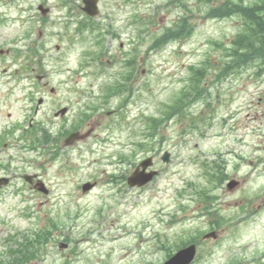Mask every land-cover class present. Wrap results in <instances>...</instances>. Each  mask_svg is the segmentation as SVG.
Here are the masks:
<instances>
[{
    "label": "rangeland",
    "instance_id": "rangeland-1",
    "mask_svg": "<svg viewBox=\"0 0 264 264\" xmlns=\"http://www.w3.org/2000/svg\"><path fill=\"white\" fill-rule=\"evenodd\" d=\"M75 1L0 0V49L9 50L0 54V70L8 68L0 74V133L11 131L7 145L0 142L2 173L11 176L0 190V260L13 257L10 248L19 256L24 236L50 229L38 256L23 264H159L171 245L214 229L216 239L202 240L191 264H264V72L257 73L256 57L221 73L230 60L224 49L241 19L206 18L201 0H180L185 9L169 0H99L91 19L99 27L79 32V19L86 17L67 14ZM39 2L51 8L41 24L30 20L39 15ZM182 14L192 25L190 36L146 52ZM127 58L135 60L132 93L109 96L104 111L117 109L123 98L125 107L105 122L98 120L102 110L95 112L83 123L84 129L97 124L94 134L65 146L64 129L79 122L103 85L121 77ZM194 63L209 70L201 85L206 94L189 97L185 108L153 128L152 118L185 90ZM37 73L48 82L45 89ZM12 78L16 86L9 93L12 83L3 82ZM38 96L43 102L30 129L27 118ZM64 105L70 108L65 118L52 117ZM42 133L51 141L34 145ZM140 140L145 151H138ZM164 150L167 163L160 160ZM150 154L158 175L129 187L124 177ZM217 166L228 175L222 184L213 180ZM27 173H37L49 192L34 190L21 177ZM231 178L239 182L233 190L225 186ZM85 181L96 183L83 192ZM60 240L66 249H58Z\"/></svg>",
    "mask_w": 264,
    "mask_h": 264
},
{
    "label": "trees",
    "instance_id": "trees-1",
    "mask_svg": "<svg viewBox=\"0 0 264 264\" xmlns=\"http://www.w3.org/2000/svg\"><path fill=\"white\" fill-rule=\"evenodd\" d=\"M209 2V0H206ZM207 15L223 17L229 15H238L243 18L245 22V27L243 30L238 31L235 39L227 48L228 55L230 56V61L226 62L224 65L223 74H226L229 69L237 66L238 63L251 62L253 63V59L259 56H264V0H254L252 3L243 4L241 1L235 2L233 0H223L217 5H209L207 8ZM183 28L186 30L188 26L186 25L185 19H183ZM169 32V31H168ZM168 38V34L164 35ZM159 37L155 42H161L164 38ZM152 46V45H151ZM260 68V70H263ZM204 75V69L202 67L193 68L192 76H191V91L194 92L195 95L200 93L205 94L207 89L202 88V80ZM189 92L183 91L179 93L176 97V100L169 107L173 109L177 107L180 103L187 99ZM167 113H164L166 116ZM156 119H153V123L156 124ZM223 173L215 177L217 182H220L223 179ZM29 241V239H27ZM19 252V250H10L9 253L13 254V258L9 260H0V264H14L19 262L18 257H14V254ZM23 259L29 257V255H24V252L19 253Z\"/></svg>",
    "mask_w": 264,
    "mask_h": 264
},
{
    "label": "water",
    "instance_id": "water-1",
    "mask_svg": "<svg viewBox=\"0 0 264 264\" xmlns=\"http://www.w3.org/2000/svg\"><path fill=\"white\" fill-rule=\"evenodd\" d=\"M87 10H88V13H90V14L95 13L94 2L92 4H88ZM71 135H72V137L78 136L76 134H71ZM71 140L72 139H70L69 141H71ZM145 166H146V163H144L143 167H145ZM152 174L153 173L144 174L143 172L135 171L131 176L128 177V183L130 185H134V184L141 185V184L145 183L147 180H149L150 177L152 176ZM27 178L30 179V177H27ZM2 181L6 182L7 180L4 179ZM91 185L92 184L85 183V184H83L82 189L85 191V190L89 189L91 187ZM40 188L43 189L42 187H40ZM210 234L211 233L206 234L205 236H209ZM194 249H195V247L193 245H190L189 247L180 249L173 256H171L168 260H166L163 264H187L192 259L193 255H194Z\"/></svg>",
    "mask_w": 264,
    "mask_h": 264
},
{
    "label": "bare ground",
    "instance_id": "bare-ground-1",
    "mask_svg": "<svg viewBox=\"0 0 264 264\" xmlns=\"http://www.w3.org/2000/svg\"><path fill=\"white\" fill-rule=\"evenodd\" d=\"M120 242V241H119Z\"/></svg>",
    "mask_w": 264,
    "mask_h": 264
}]
</instances>
